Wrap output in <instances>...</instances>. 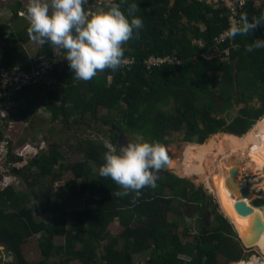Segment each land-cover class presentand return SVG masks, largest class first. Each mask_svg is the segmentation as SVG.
Listing matches in <instances>:
<instances>
[{"label":"trees","instance_id":"trees-1","mask_svg":"<svg viewBox=\"0 0 264 264\" xmlns=\"http://www.w3.org/2000/svg\"><path fill=\"white\" fill-rule=\"evenodd\" d=\"M96 1L89 0L91 8H85L97 10L109 5ZM257 1L261 0H250L239 17L247 13L251 18L264 12V2L258 7ZM112 3L120 4L125 15L129 5H138L134 15L142 20L143 27L137 38L124 45L125 60L133 61L132 64H124L115 71L105 69L92 80L82 81L75 78L64 59L52 71L51 84L42 81L26 86L13 91L10 97H4L1 90L0 111L7 103H14L11 118L26 121L37 106H43L52 122H70L73 118L80 121L95 118L102 108L115 114L108 124L119 132H104L115 146L127 133L164 146L169 144L171 133L184 129V140L197 145H205L211 136L221 132L238 142L241 139L231 135L244 137L264 117V48L246 51L255 40L264 39V27L247 36L230 38L220 46L218 56L210 60L206 55L217 48L216 39L231 24L222 1L212 4L209 0H114ZM20 8L18 3L12 20L19 18ZM27 28L14 33L9 23L0 22L3 68L13 71L20 67L27 72L34 68L24 47L29 38ZM51 50V45L45 44L40 53ZM153 56L179 57L182 64H165L149 71L145 62ZM42 93L46 103L37 102ZM257 100L261 106H251ZM1 128L0 120V143ZM78 146L85 159L69 167L62 163L64 155L60 147L48 148L26 162L23 176L31 181V189L36 187L33 190L36 203L32 206L22 205L26 201L13 187L3 190L0 187V242L12 251L17 264H30L22 254L21 245L34 234H41L38 242L42 258L36 264H74L75 261L133 264L136 253L149 251L146 264H230L245 259V247L234 225L218 210L217 202L219 224L215 228L203 227L193 242H184L178 233L176 221L171 220L174 216L169 214L174 213L177 219L192 217L191 204L195 203L198 210L204 205L203 188L196 189L187 179L163 175L161 183L145 187L135 199L134 194L117 197L112 192L123 190L111 178L101 177L99 172L92 178L91 166L99 169L104 162V144L82 140ZM7 158L12 164L26 160L22 152L16 153L12 148ZM57 164L60 171L54 174ZM32 167L39 172H32ZM67 169L74 178L65 183L62 192L48 186L52 193L43 190V178L48 175L59 180ZM187 185L194 188L193 195L189 194ZM167 187L175 195H165ZM65 189L70 196L89 193L91 198L86 208L69 211L56 201ZM94 195L99 198L95 199ZM11 207L14 210L8 211ZM37 208L54 215L62 211V214L60 219L55 216L45 222L35 218ZM116 218L124 226L121 238L112 237L104 242L110 237L108 225ZM70 220L72 224L68 223ZM56 237H63L66 243L56 244ZM123 240L125 244L121 248ZM80 242L82 247L78 248ZM221 255L226 257L224 262L220 261ZM52 256L62 258L54 261Z\"/></svg>","mask_w":264,"mask_h":264},{"label":"clouds","instance_id":"clouds-1","mask_svg":"<svg viewBox=\"0 0 264 264\" xmlns=\"http://www.w3.org/2000/svg\"><path fill=\"white\" fill-rule=\"evenodd\" d=\"M86 3L87 0H28L25 11L20 13L28 21L29 38L41 46L51 45L58 56L67 60L68 67L75 74V78L82 81L92 80L98 72L105 69L115 71L122 67L126 63L124 45L137 38L139 30L143 27L142 20L134 15L138 10L137 4L129 5L128 13L125 15L118 3H109L106 8L102 7L97 10L86 9L84 7ZM262 27H264V12L253 15L251 18L247 13H244L238 21H233L230 24L226 34L229 38L235 39L237 35L247 36ZM260 48H264V39L255 40L246 47V51L252 52L254 49ZM53 51L39 53L30 62L32 63L42 55L51 56ZM1 56L3 57V53ZM52 71L45 77V82L51 78ZM3 91L11 95L15 90L7 88ZM42 102L46 103L47 101L42 100ZM7 120L13 119L10 116ZM105 125V127L112 126L108 123ZM117 130L113 127L109 131L104 130L97 133L98 136L102 135L108 138L104 132L111 134ZM123 135L124 140L127 141L128 138H125L127 135ZM8 137V142H10L11 137ZM101 139L104 138L101 137ZM94 141L103 143L106 148L103 154L104 162L99 166V175L111 178L123 190L112 192V195L119 197L134 194L133 198L135 199L140 196L145 187H155L158 179L156 173L160 169L162 161L167 158L159 143L138 139L136 142L127 141L126 144L118 146V143L115 146L108 141V143L102 140ZM25 146L27 145L24 144L20 149ZM48 148H57V145H47L45 150H39V153L33 157L30 152L27 161L38 157ZM8 152L9 148L7 155ZM23 162L20 160L13 165H8V162L5 161V165L12 171L21 164L28 165ZM15 173L17 174V171ZM15 181L11 177L9 169L0 175V184L4 182L9 184L3 189L9 187L15 189L16 187L13 186ZM18 184L20 185V182ZM0 253V264H17V262L14 263L15 255L12 251L9 255H3L0 247Z\"/></svg>","mask_w":264,"mask_h":264},{"label":"rangeland","instance_id":"rangeland-1","mask_svg":"<svg viewBox=\"0 0 264 264\" xmlns=\"http://www.w3.org/2000/svg\"><path fill=\"white\" fill-rule=\"evenodd\" d=\"M95 1V0H94ZM98 1V0H97ZM96 1V2H97ZM99 0L98 2H100ZM111 1V0H108ZM212 4H216L215 0H209ZM94 2V3H96ZM18 3H21L22 6L19 10V18L16 20L13 19L14 15V10L16 9ZM28 0H0V22L2 23H9L11 27V32L18 33L21 30H25L27 28L28 21L21 16V12L25 11L26 6H27ZM112 3V1L110 2ZM109 4V3H108ZM91 5L89 3V0H87V3L84 5V7H90ZM23 17V18H22ZM203 28H205L203 26ZM41 45L37 42H32V46L27 44L25 48L31 49L33 51H37L36 48L40 47ZM27 51V50H26ZM57 51H60L57 49ZM219 54V49L216 48L212 52H209L206 56L210 59L213 60L216 58ZM57 69V68H53ZM102 73V72H98ZM97 73V74H98ZM53 77L51 75V78L47 80V83L51 84L53 81ZM112 78H110L111 81ZM6 95H4L5 97ZM44 93L41 94L40 97H38L37 102L45 100L44 99ZM31 102V101H30ZM253 107H260L261 103L257 100L254 103L251 104ZM123 107H127L126 105H123ZM239 112V109L234 111V115H236ZM97 117L95 118H87L83 120V122H80V120L76 119H71L70 122H52L50 120V113L45 110L43 106H37L34 109V113L32 114L31 117H29L28 120L26 121H15L14 119L9 121H3L2 122V128L1 131L3 132V137L6 135L10 136L12 135L13 138H11V141H13V148L18 150L21 146L24 144L28 145L29 150L32 152V157L37 155L39 153V150H45L47 145H57V148H61V152L64 155L63 159V164L67 167L75 165L78 162L84 161L85 157L83 152L81 151V148L78 146L81 144V141H87L88 139H94V140H102L103 142L110 143L109 139L105 136H98L99 134L97 133L98 131H104L110 130V126L105 127L103 124L108 123L115 114L108 112L105 109L99 108L97 112ZM98 120V122L96 121ZM264 126V118H262L256 125L255 127L250 131V134L254 132L256 129L259 128V126ZM228 134V133H227ZM248 134V133H247ZM14 135V136H13ZM128 136L127 141L130 142H136L138 139H141L139 135L137 134H131L127 133ZM186 135V129L182 130L181 132H173L170 134L168 137L169 144L164 145L166 147V151L171 154L173 157L174 162H179L178 166V172L173 170L176 174H171L170 176H176L178 178L182 179H187L190 181L196 189L203 188L204 189V205L201 207V210L196 209V204H191L194 208H192L193 216L192 217H184V218H178L177 215L174 213H171L169 215L174 216L171 218V220L174 219L176 221L177 225V231L181 235L182 239L184 242H193L195 240L196 235L201 232L203 227L207 226L209 228H215L219 222L217 221V212H216V198L213 196V194L206 188V186L201 182L198 178H190L186 177L182 173V164L185 163V153L188 148L189 143L184 140ZM104 138V139H101ZM240 137V136H239ZM248 137V136H247ZM224 138L222 136V133H218L216 135L211 136L207 141L206 144H208L211 140H214L216 145L220 144V140ZM246 137H243L240 141L242 142ZM108 141V142H107ZM240 141H238L240 143ZM101 143V142H100ZM205 144V145H206ZM187 146V147H186ZM204 146V145H200ZM216 152L219 151L218 148L214 149ZM184 156V157H183ZM8 159V158H7ZM184 159V160H183ZM8 162V161H7ZM8 165H13L12 163L8 162ZM24 165H20L17 169H19V173H14L13 170L11 171L10 168V174L11 177H13L16 181L13 183V186H15V191L16 193H19L20 197L23 198V203L22 205H29L32 206L34 203H36V200L33 195V187L32 189L29 187V181H26L24 178V171L26 169H21ZM55 173H58L60 171V167L57 164L54 166ZM91 171H92V178H96L97 173L99 172L98 168L95 166H91ZM32 172H39L37 168L32 167ZM4 171H7V167L3 165V162L0 163V175ZM180 175H179V174ZM240 177L238 181L241 183L242 186L245 187H251L255 190H261V193H256L249 197L247 200H249L252 204H263L262 202H259L260 200L264 202V180L259 181L255 185L252 184L253 180H257L261 176H249L245 173L240 172ZM74 176L72 174L71 170H65L63 171V176L59 179V181L55 182L56 179H54L52 176H46L45 178L42 179V183L45 187H43V190L49 193H52V190H50L49 185L53 184L55 188V192L59 190L62 192V188L64 187L65 183L69 181L70 179H73ZM162 179V178H160ZM53 180V181H51ZM20 182V185L18 184ZM161 183V180L159 181ZM48 186V187H47ZM183 186L186 187V183L183 184ZM182 186V187H183ZM1 189H3L5 186L4 184H0ZM182 187L179 188V190L182 189ZM189 194L193 195L194 193V188L192 185L189 187ZM36 189V187L34 188ZM53 189V188H52ZM59 195V194H58ZM165 195L168 196H173L175 193L172 191L170 187H167L165 190ZM95 199H98V195H94ZM192 197V196H191ZM91 198L90 194H80L77 196H70L67 194L66 191H64L61 194V197H59L56 201L62 202L64 206L72 211V210H83L87 206V201ZM179 201V198H177L176 203ZM8 211L14 210L13 207L10 209H7ZM219 210V209H218ZM35 218L37 220H42L45 222H49L51 219V215L47 212H43L42 210L39 211V208L35 210ZM117 221H112L109 223L108 228L110 232V237L107 238L104 242H108L109 239L112 237H120L121 232L124 230V226L122 228H119V223L120 219L116 218ZM69 224L73 223V220H70L68 222ZM225 229V228H224ZM226 231H228L226 229ZM41 234H34L33 236H30L27 238V240L22 243L21 248H22V254L25 256L24 258L30 263V264H36L39 260H41L42 255L40 253L39 249V238ZM233 235V234H232ZM234 236V235H233ZM56 244H65L66 242L64 241L63 237H56L55 239ZM125 244V240H123L120 244L121 248H123ZM78 245V248L82 247V243L80 242ZM0 247L3 255H9L10 250L7 248L6 245L2 244L0 242ZM258 249V248H257ZM255 247H253L250 251L247 252L246 259L250 260L253 256H255L257 253L258 255H262L264 259V252L262 253L260 249L257 250ZM259 251V252H258ZM103 253V250H101ZM150 251L145 252V253H136L134 255V263L133 264H146L149 257H150ZM8 258V257H5ZM59 258H62L61 256H52L51 260H58ZM226 257L225 256H220V261H225ZM246 262V260H243ZM16 262V257L14 260V263ZM74 264H82L81 261H75ZM234 264V263H230Z\"/></svg>","mask_w":264,"mask_h":264},{"label":"bare ground","instance_id":"bare-ground-1","mask_svg":"<svg viewBox=\"0 0 264 264\" xmlns=\"http://www.w3.org/2000/svg\"><path fill=\"white\" fill-rule=\"evenodd\" d=\"M231 136L241 139L238 136ZM215 148H218L219 151L216 152ZM185 156V163L182 164L183 168L181 170L183 175L190 178H198L219 199L226 214L235 223L238 225L239 223L251 224V228L255 215L252 214L247 217L239 216L235 208V204L239 200H243L241 188L244 186L237 180L239 178L237 177L235 182L239 185V189L235 190L231 177L232 171L238 169V173L245 171L249 176H261L257 180L252 181L253 185L264 180V126L260 125L258 129L240 143L230 141L224 137L220 140L219 145H216L214 140H211L204 146L189 144ZM178 166L179 162L172 161L170 164L172 170L178 171ZM250 191H252V196L255 191L252 188ZM246 202L252 205L256 212L264 215L263 210L258 205L252 204L249 200H246ZM245 233L247 234H242L244 235V239L248 237V233L250 232ZM254 244H256L258 249L264 251V231L260 239ZM235 264H260V260L257 256H253L250 260H246V262H242L241 260Z\"/></svg>","mask_w":264,"mask_h":264},{"label":"built area","instance_id":"built-area-1","mask_svg":"<svg viewBox=\"0 0 264 264\" xmlns=\"http://www.w3.org/2000/svg\"><path fill=\"white\" fill-rule=\"evenodd\" d=\"M112 2L114 0H111ZM111 1L108 0H101L100 5L102 3H110ZM218 0H215L217 3ZM222 1L224 7L228 10L230 14V23L233 21L239 20L240 11L244 9L248 2L250 0H219ZM211 3V2H210ZM227 31H225L223 34H221L216 39V47L220 48V46L224 43H226L230 38L227 36ZM201 45L204 46L203 42H201ZM1 53H2V47L0 46V90H5L7 88L11 90H20L23 87L35 85L42 81H44L45 77L49 75V73L52 71L53 68L57 67V64L62 62L64 58L58 56L54 51L51 56L48 55H42L37 57L32 63L34 68L30 71H23L20 67L14 68L13 71H8L7 69L3 68L1 66ZM228 54L229 51L227 52ZM133 61L126 59L125 64H132ZM165 64H182V60L179 59V57H151L146 60L145 65L149 71H153V69L157 66H162ZM14 106V103H7L5 107L0 111V120L3 122L4 120L7 121L9 119L11 114V108ZM9 137L6 135L2 142L0 143V163L3 162L4 166L5 161L7 157V150H8V142ZM22 152L25 155L26 160L23 163L27 162V158H29V153L31 152L29 150L28 145L24 148L20 149L17 153ZM8 171V169H7ZM8 179V178H7ZM5 187H7L9 184L8 182L3 183ZM4 187V188H5ZM262 191L259 190L258 193H261ZM248 249H252V247H249L246 245ZM247 251V250H246ZM250 251V250H248ZM1 257V253H0Z\"/></svg>","mask_w":264,"mask_h":264},{"label":"water","instance_id":"water-1","mask_svg":"<svg viewBox=\"0 0 264 264\" xmlns=\"http://www.w3.org/2000/svg\"><path fill=\"white\" fill-rule=\"evenodd\" d=\"M235 74H237V65H235ZM236 76V75H235ZM236 93H238V86L236 84ZM118 132V130H117ZM224 134H227L226 132H221ZM124 135L121 136V139L119 141V145H123L128 143L127 141L124 140L123 138ZM167 158L165 160L162 161L161 167L160 169L157 171L156 175L159 176L160 174H165V175H171V174H176L171 168H170V164L173 161V157L172 156H166ZM239 173H238V169H234L232 171V177H231V181L234 183L235 190L239 189V185L235 182V180L237 179ZM158 181V179L156 180V182ZM230 184V183H229ZM241 193L243 195V200H239L236 204H235V208L236 211L238 213L239 216H243V217H247L250 216L252 214L255 215V218L253 219V225L250 228V225H246V224H241L239 223V225L237 223L234 222V220H232L230 218V216H228L223 208L222 203L219 201L220 203V208L222 210V212L225 213L226 217L229 218V220L231 221V223L234 225L235 230L237 231L239 237L242 239V241L248 245V246H256V244H254L258 239H260L263 231H264V215H262L260 212H256L255 208L250 205L248 202H246V200L251 197V191L248 187H242L241 188ZM255 205V204H254ZM258 205V204H256ZM264 213V203L261 205H258ZM233 218H235L233 216ZM237 219V218H236ZM251 223V222H250ZM245 232H250L248 233V237H245L244 239V235L242 234H247ZM253 244V245H250Z\"/></svg>","mask_w":264,"mask_h":264},{"label":"crops","instance_id":"crops-1","mask_svg":"<svg viewBox=\"0 0 264 264\" xmlns=\"http://www.w3.org/2000/svg\"><path fill=\"white\" fill-rule=\"evenodd\" d=\"M262 2H264V0H261V1H257V6L258 7H260L261 6V4H262ZM21 6H22V4H21ZM20 10V9H19ZM23 18V17H22ZM28 25V24H27ZM32 42H34V41H32L30 38H28L27 39V41L25 42V44H24V47L26 46V44H27V47H28V45H31L32 46ZM27 47L25 48L26 50H27V52H28V54H29V56H30V61L31 60H33L39 53H40V49H41V46L40 47H38V48H36L37 49V51H33L32 52V48L29 50V49H27ZM16 68H18V67H16ZM8 70V69H7ZM8 71H10V70H8ZM4 95H6L7 97H9L10 95L8 94V93H6V92H4L3 91V96ZM264 118V117H263ZM250 135V132L248 133V134H246L244 137H247V136H249ZM222 136L223 137H225V138H227L228 140H230L226 135H223L222 134ZM4 138V137H3ZM243 138V137H242ZM241 138V139H242ZM230 141H232V140H230ZM240 141V140H239ZM233 142H235V141H233ZM241 142V141H240ZM12 143H14L13 141H10L9 142V144H8V148H12L13 150H14V152H18L19 150H20V148L18 149V150H16L15 151V149L13 148V144ZM195 145H197V144H195ZM7 157H8V155H7ZM7 157H6V159L4 158V161H7ZM242 173H244V171H242ZM246 173V172H245ZM51 181H53V180H51ZM57 181H59V180H55V182H57ZM55 182H53V184H51V185H49L50 186V188H53V190L55 191V188H54V186L53 185H55L54 183ZM65 186V185H64ZM64 188V187H63ZM33 190H34V188H33ZM58 191V190H57ZM64 191H66L67 192V194H68V191H67V189H65ZM55 197V196H54ZM51 199H52V197H51ZM65 209H67L66 207H65ZM42 209H39V211H41ZM68 210V209H67ZM43 211V210H42ZM70 211V210H69ZM43 212H45V211H43ZM47 213H49L50 215H51V218L52 217H57L58 219H60V217H61V214H62V211H59V212H57L55 215L51 212V211H46ZM237 212V211H236ZM238 214V213H237ZM114 221H117V220H114ZM120 221V220H119ZM119 228H122L123 227V225L121 224V222L119 223ZM109 229V228H108ZM31 238V237H30ZM243 244V243H242ZM244 245V244H243ZM258 250V249H257ZM261 250V249H260ZM248 251V250H247ZM259 252V251H258ZM261 252L263 253L264 251L263 250H261ZM247 253V252H246ZM264 254V253H263ZM221 256H223V255H221ZM247 256V255H246ZM255 256H257L258 258H260V259H263V256L260 254V255H258V253L255 255ZM25 257V256H24ZM245 259H246V257H245ZM242 262H245V261H243L242 260ZM264 263V261H262V264Z\"/></svg>","mask_w":264,"mask_h":264},{"label":"flooded vegetation","instance_id":"flooded-vegetation-1","mask_svg":"<svg viewBox=\"0 0 264 264\" xmlns=\"http://www.w3.org/2000/svg\"><path fill=\"white\" fill-rule=\"evenodd\" d=\"M96 121L98 122V120H96ZM103 125L106 126L105 123H104ZM112 128H113V127L110 126V129H112ZM113 133H114V132H113ZM111 134H112V133H111ZM125 138L127 139L128 136H127V137L125 136ZM128 140H129V139H128ZM129 142H130V141H129ZM206 142H207V141H206ZM206 142H205V143H206ZM161 147L163 148V150H164L166 156H171V154H170L169 152L166 151V147H165V146H161ZM29 166H30V165H29ZM182 166H183V165H182ZM21 169H26V166L21 167ZM13 171H14V173H15V171H17V173H19L20 170L17 169V168H15ZM175 171H176V170H175ZM176 172H178V171H176ZM178 174H179V173H178ZM163 175H165V174H160V175L158 176L159 181L161 180L160 178H162ZM179 175H180V174H179ZM240 175H241V174L239 173V176H238V177H240ZM238 179H239V178H238ZM238 179H237V180H238ZM203 184H204V183H203ZM204 185H205V184H204ZM206 188H207V187H206ZM248 188H249V187H248ZM250 189H251V188H250ZM252 190L254 191L253 188H252ZM251 192H252V191H251ZM255 192L257 193L258 190H255ZM213 196L215 197L214 194H213ZM215 198H216V202H217L218 205H219V211H220L221 213H224V212H222V210H221V208H220V203L218 202L217 197H215ZM263 203H264V202H263ZM260 205H261V204H260ZM224 214H225V213H224ZM225 216H226V215H225ZM238 237H239V235H238ZM239 238H240V237H239ZM240 239H241V238H240ZM241 241H242V239H241ZM242 243L245 244L243 241H242ZM244 247H245V252H248V251H246V250H251V248L248 249V248L246 247V244H245ZM253 247H255L256 249L258 248L257 246H253ZM253 247H252V248H253ZM242 260H248V259H242ZM259 260H260V264H262V261H264V259H260V258H259ZM236 262H238V261H233V262H231V263H234V264H235Z\"/></svg>","mask_w":264,"mask_h":264}]
</instances>
